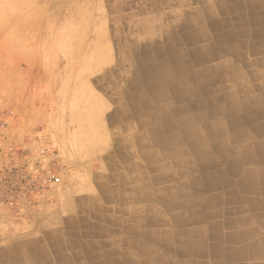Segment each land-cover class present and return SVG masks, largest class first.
I'll use <instances>...</instances> for the list:
<instances>
[{
	"label": "bare ground",
	"instance_id": "1",
	"mask_svg": "<svg viewBox=\"0 0 264 264\" xmlns=\"http://www.w3.org/2000/svg\"><path fill=\"white\" fill-rule=\"evenodd\" d=\"M117 3L114 5L120 9ZM255 5L264 9V5L260 2H255ZM208 11L209 24L204 23L200 15H194V11L188 9L181 10L180 18L174 22L162 20V18L160 22L158 20L155 22V19L129 21V29L138 31L140 38H133L130 51L123 48L122 58L129 59V62L122 66V70L126 73L129 71V74L122 75L121 78L112 77L106 81L115 95L113 100L116 106L112 113L104 116L106 106L100 101L99 96L91 92L78 98L83 110L88 111L83 114V117L80 116L82 124L83 126L87 124L91 129V137L90 131L86 136L82 135L83 130L77 132L79 142L84 144L81 141L87 140L102 143L101 146L108 151L107 163H105L107 169H114L116 162L124 163L131 160L133 148L136 155L140 153L139 164L142 163L147 167L140 175L141 183L138 180L139 184L131 187H122L124 180L115 175H106L105 179L97 176L86 179L80 185L79 192L92 187L94 190L88 195L82 194L83 196L73 205L72 192L78 189L74 188L75 185L69 187L70 191L64 189L58 191L62 193L66 209L75 206L78 210L76 220L89 221L93 217L98 222L97 236L101 239L106 234L112 233L114 234L112 240H161L166 242L165 252H168L170 250H168V240H184L187 236L188 224L208 219L213 214L191 210L193 205L201 207L208 203L207 200L202 202V192L231 184L230 180L223 183L211 180L212 177H218L221 174V170L212 169L214 165H217L218 157H223L229 164V168L234 171L244 159L264 160V139L255 141L253 136L256 133L245 134L241 130L229 131V129L236 131L235 127L241 125L239 119L233 117L227 120L219 115L222 108L231 111L240 108L236 100L239 98V90H237L239 85L231 83V80L240 76L241 71L230 59H218L216 47L232 42L229 40H232L233 32L230 24H226L225 33L220 36H210L207 29L211 27L217 31L220 23L213 17V9ZM206 12L207 9L204 10V14ZM151 13L154 14L153 9ZM242 14L248 13L243 9ZM242 14L237 16L235 23L240 24L241 21L243 23ZM128 16L131 19L133 17ZM255 20H257L253 21L255 24L260 23L258 19ZM246 33L247 30L243 29L241 34ZM245 45L248 46L246 42ZM94 46L96 55L101 53L100 60L105 61L107 59L106 43L101 44L96 41ZM121 72L118 71V74ZM120 81L123 84L120 85ZM249 86L243 84L240 89L248 91ZM223 97H225L224 106ZM251 100H243L246 108L251 107ZM155 103L159 104L155 112L135 119L136 124L146 127L145 132L139 135L135 131L134 122L126 120L130 118V114L140 109L155 108L153 107ZM256 108L257 111L262 112L263 105ZM246 118L250 121L252 116L248 114ZM116 123L117 131L108 129L110 125ZM125 130L129 133L125 134ZM132 139L135 144H131ZM211 141L213 145L209 143ZM231 142H236L237 145L231 146ZM74 144L72 141V145ZM112 148H116V151ZM170 165L175 166L176 169H171ZM198 171H201L198 177L202 181L196 185L193 184L194 176L191 174ZM245 174L242 178L244 181L241 188L243 189L248 186L247 179L257 174L264 176V170H248ZM188 176L191 177L187 179ZM240 186L239 183L237 188ZM125 199L133 202L127 211L130 216L135 217L131 221H123L115 215L114 212L117 209L105 207L106 202H123ZM118 210L122 213L121 209ZM111 211L113 214L108 215ZM68 221L69 219L65 223H70ZM103 222L111 223L112 228ZM115 226H120L123 230L122 234H118V238L115 237L117 235ZM125 232L130 237H125ZM132 246L133 255L157 253L156 250L145 245L133 244ZM39 253L40 251L34 250L29 255V259L39 258ZM97 253L98 255L103 253L104 256L115 253L123 257L129 251L115 249L108 252L97 248Z\"/></svg>",
	"mask_w": 264,
	"mask_h": 264
},
{
	"label": "rangeland",
	"instance_id": "2",
	"mask_svg": "<svg viewBox=\"0 0 264 264\" xmlns=\"http://www.w3.org/2000/svg\"><path fill=\"white\" fill-rule=\"evenodd\" d=\"M116 2L120 9L115 7ZM199 2L18 0L17 11L0 21V134L16 139L23 146L29 141V147L34 151L57 149L62 169V185L58 186L72 182L74 188H78L72 192V205L94 190V187L85 188L80 193L81 178L92 179L94 174L106 170L105 159H101L106 153L101 150L102 143L81 141L85 144L82 150L72 146V141L78 139L76 133L79 130H83L84 136L89 132V127L84 128L80 120V116L88 111L83 110L78 98L91 92L106 106L103 115L111 114L116 106L115 95L106 81L129 74L122 70L129 62L122 58L123 48L130 51L133 38H140L138 31L129 29V21L155 19L160 22L162 18L174 22L176 17L180 18L183 9L200 10ZM128 15L133 16L132 19ZM96 41L107 45L105 61L100 60L101 53H95ZM118 71L122 72L118 74ZM108 129L117 131L118 128L115 125ZM128 133L125 130V134ZM58 186L56 191L41 199L34 210L29 209V226H0L1 229L19 230L16 233L10 230L8 239L29 236V240H57L68 219L74 222L70 229L81 231L76 220V207L65 208L57 192ZM106 205L121 208L116 203ZM114 214L120 217L122 213ZM56 219L58 225H54ZM90 220H94L93 217ZM116 228L115 237L118 238L122 232L120 226ZM113 238L112 233L104 236L105 240Z\"/></svg>",
	"mask_w": 264,
	"mask_h": 264
},
{
	"label": "crops",
	"instance_id": "3",
	"mask_svg": "<svg viewBox=\"0 0 264 264\" xmlns=\"http://www.w3.org/2000/svg\"><path fill=\"white\" fill-rule=\"evenodd\" d=\"M255 2H260V4L264 5V0H217L216 2L213 0H200V10H188L194 11V15H200L204 23L209 24L210 14L208 13V9H213V17L219 21L220 26H218L219 28L217 31L209 27L207 31L210 36L222 35L225 33V25L230 24L233 37L232 40L229 41L232 42H227L225 45L217 46L216 49L219 55L218 59H230L241 71L240 76L231 80V83H238L239 85V87H237V90H239V98L236 100L238 101V106H240V108L233 111L222 108L219 115L225 117L227 120H231L233 117L239 119V123H241V125L235 127L236 131L234 129H229V131L237 132L241 130L244 131L245 134L256 133L257 135L255 134L253 139L255 141H260L264 139V13H262L264 9L255 5ZM17 6L18 0H0V9H2L0 11V21L6 19L11 14H14L17 11ZM206 9L207 12L204 14V10ZM243 9L246 10L248 14L243 15ZM241 14L244 18L243 23L242 21L240 24L235 23L237 22V16ZM177 19L178 18L176 17L175 21H177ZM255 19H258L260 23L255 24V22H253L257 21ZM243 29L247 30L245 35L241 34ZM178 34L181 33L178 32ZM245 42L248 46L245 45ZM230 46L234 48H227ZM243 84L248 86L250 85L248 91L240 89ZM77 95L78 94L76 93L75 96ZM222 99L224 106L225 97ZM245 99H252L250 108H246L244 106L243 100ZM259 105H263L262 112L257 111L256 107ZM158 106L159 104L155 103L153 106L155 108H149L148 110L145 108L144 110L140 109V111L130 114V118L126 121L134 122L136 126L135 131L141 135V133L145 132L146 127L136 124L135 119L138 116L155 112L158 109ZM248 114L252 116L250 121L246 120V116ZM115 125L118 124L116 123L110 126ZM85 126L88 125L86 124ZM89 131V135L91 137L90 127ZM212 142L213 141L209 143ZM74 143L75 147H78L79 150H82L84 147V144L80 143L78 139L77 141H74ZM131 144H135L133 139ZM211 145H213V143ZM230 145L234 146L237 145V143L231 142ZM101 147L102 151L105 150L103 146ZM112 150L116 151V148H112ZM132 150V158L131 160L124 162L126 165L123 162H116L114 169H107V167H105V173H97L93 176L105 179L106 175H115V177L122 178L124 180V183L122 182L121 184L122 187H131L135 184H139V182L141 183L140 175L142 172H145L147 167L142 163L139 164L140 153L138 152L136 155L135 149L133 148ZM107 152L108 151L106 150V153L101 155V159L104 158L105 163H107ZM135 163L136 165H134ZM193 165L197 164L193 163ZM237 166L238 170H231L229 168V164L224 161L223 157L217 158V165H214L212 169L221 170V174L218 175V177H212L211 180L220 183L230 180L231 184L226 187H219L214 190H204L202 192V202L207 200L208 203L201 207L193 205L191 210H200L204 214H213H211L208 219L188 224L186 229L187 236L184 240H168V250L170 249L168 252H165V247L167 246L165 241L105 240L104 237L101 239V237L97 236V221L78 220L77 224L80 225L81 231L76 232L75 230L70 229L73 225L72 223L74 222L69 220L68 222L70 223H64V232L61 233L57 240H29V236H19L16 239H8L7 233L10 230L15 231V233L19 232V230L16 228H0V264H38L39 262V264H98V262L100 264H264V176H262V174H257L247 179V188H241L242 181H244L242 178L245 177V173L248 170H264V160L244 159ZM170 168L176 169L175 166L171 165ZM200 173L201 171H198L197 173L193 172L191 174V176H194L193 184L197 185L202 181L198 177ZM191 176H188L187 179ZM86 179V177H82L78 185L80 186L83 184ZM239 183L241 186L237 188ZM61 185L62 184L59 186ZM59 186L58 191H62L63 189L70 191L69 187L73 185L72 182H70L64 187ZM59 196L62 197V193H59ZM77 202L78 199L76 203ZM106 203L109 204L112 202ZM106 203L105 207L109 208L110 206L106 205ZM113 203L121 206V208L111 206L117 209L115 212L121 213L118 209L122 210L123 215L121 214L120 216L121 220L131 221L135 219V217L130 216V213H127L129 206L133 205L131 200L125 199L123 202ZM42 205L43 204L41 203V206ZM193 207H195V209ZM76 211L78 212V210ZM21 212L29 215V207L25 206L24 209H21ZM111 213H113V211H111ZM108 215H111L110 212ZM4 217H2V220L5 219ZM58 224L59 220L56 219V221H54V225ZM103 224L112 228L111 223L107 224L106 222H103ZM83 227L89 228L88 230L90 231L83 230ZM121 230L122 229H120V231ZM116 231L118 230L115 226V232ZM121 232H123V230ZM124 236L130 237L126 232L124 233ZM133 244L145 245L148 248L156 250L157 253L152 255H133V253H131V250L134 249L132 246ZM97 248L108 252L115 249H122L129 251V253L124 254V256L122 255L123 257L115 253H110L109 255L104 256L103 253L98 255ZM34 250L40 251L38 255L39 258H37L38 260L29 259V255H31Z\"/></svg>",
	"mask_w": 264,
	"mask_h": 264
},
{
	"label": "built area",
	"instance_id": "4",
	"mask_svg": "<svg viewBox=\"0 0 264 264\" xmlns=\"http://www.w3.org/2000/svg\"><path fill=\"white\" fill-rule=\"evenodd\" d=\"M28 143L23 146L0 134V226H29V215L21 209L26 206L34 210L62 183L58 150L34 151Z\"/></svg>",
	"mask_w": 264,
	"mask_h": 264
}]
</instances>
